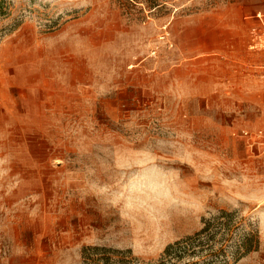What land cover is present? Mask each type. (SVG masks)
Returning a JSON list of instances; mask_svg holds the SVG:
<instances>
[{"label": "rangeland", "instance_id": "rangeland-1", "mask_svg": "<svg viewBox=\"0 0 264 264\" xmlns=\"http://www.w3.org/2000/svg\"><path fill=\"white\" fill-rule=\"evenodd\" d=\"M263 45L264 0H0V264H155L207 221L264 264Z\"/></svg>", "mask_w": 264, "mask_h": 264}, {"label": "trees", "instance_id": "trees-1", "mask_svg": "<svg viewBox=\"0 0 264 264\" xmlns=\"http://www.w3.org/2000/svg\"><path fill=\"white\" fill-rule=\"evenodd\" d=\"M214 234L213 222L207 221L199 232L169 244L155 264H229L221 249H213Z\"/></svg>", "mask_w": 264, "mask_h": 264}, {"label": "built area", "instance_id": "built-area-1", "mask_svg": "<svg viewBox=\"0 0 264 264\" xmlns=\"http://www.w3.org/2000/svg\"><path fill=\"white\" fill-rule=\"evenodd\" d=\"M251 44L250 47L252 49L256 48L255 46L260 42V36L255 32V30L251 31ZM260 50H264V45L260 46ZM264 57V56H263ZM262 69H264V64L262 65ZM264 75V70H263ZM241 136L246 139V145L252 150L254 146L264 145V129L257 128V129H244L241 132Z\"/></svg>", "mask_w": 264, "mask_h": 264}]
</instances>
